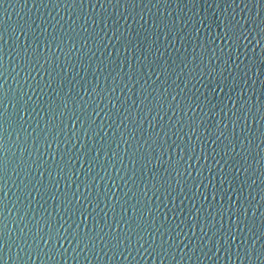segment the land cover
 I'll use <instances>...</instances> for the list:
<instances>
[{
  "label": "water",
  "instance_id": "95a60500",
  "mask_svg": "<svg viewBox=\"0 0 264 264\" xmlns=\"http://www.w3.org/2000/svg\"><path fill=\"white\" fill-rule=\"evenodd\" d=\"M37 7H40L39 0H3V3H0V29L4 31L7 40L6 49L14 44L13 28L18 30L20 25L25 27L31 25L27 37L29 42H33V35L43 32L38 40L43 50L41 53L43 67L40 68V65H37L40 68V74L33 71L25 82L24 72H20L17 76L16 71L12 70L15 59L11 60L10 65L7 57L5 59L8 71L11 72V76L8 77L9 87L16 90L17 96L20 95L18 88L27 93L23 97L24 101H27V105L24 106L27 111H22L25 131L20 133L19 141L16 137L17 132L13 131V127L19 128L18 123L12 124V127H9V124L20 121L17 111L21 110L22 102L17 104L15 100L12 102L4 100V104L0 105V113H5V116L0 118V122L8 121L4 123V127L11 133L7 157L17 163L20 160H26L33 148L32 138L38 136L35 148L40 154L44 153L41 158L47 159L45 165L47 171L41 168L40 171L44 172L41 177L33 167L32 172L35 174L33 183L40 180L51 189L44 199L36 196L31 208L27 209L28 216L24 217L26 209L21 205L28 203L23 198L27 193L24 185L28 184V179L31 177L25 178L21 171L19 177L13 174L10 179H6L7 186L4 192L7 195L4 199L15 203L17 197L21 198L20 204L16 207H13L11 202L9 203L8 227L12 240L6 251L11 254L12 259H8L6 264H17V253H19L20 260L26 264H261L259 259H253L250 262L243 258V255L237 259L235 250L236 245L240 243L239 239H244L247 242L245 247L251 246L253 257H256L264 242V142H262L264 137L261 136V132L264 131V94H262L264 93V61L261 59L264 55L262 51L264 41H261V45H257L256 40L260 37L256 36V39L249 37L251 43L247 45V59L244 58L243 45L240 59H236L237 54L233 51L235 64H240L241 69H244L245 65L251 69L248 76H244L243 71L238 70L232 61L224 65L223 61L227 59L224 55L220 60L222 75L220 71L211 73V68L205 62V65L201 66L204 73L203 78H194L193 56H199L202 51L201 46L208 49L223 47L218 39L213 43L216 33L221 31L216 27V23H220V19H223L219 13L225 7L223 3L217 7L212 0H208L207 3L201 0L196 7H193L189 0H136L134 5L125 3V0H120L119 5L115 0H111V3L109 0H85L81 7L79 3L73 5L71 0H68V5L59 9L52 8L51 4L48 8ZM239 11L240 9L237 8L236 12ZM257 11H260V8L252 7L253 15ZM247 12L246 9L244 14L247 15ZM89 17L91 19L84 24V20ZM200 18H203L204 25H211V27L202 26L198 22ZM92 19L96 21L94 27L91 26ZM172 20L177 21L174 26ZM214 20L216 23L213 22ZM56 21H59V24H56ZM73 21L76 23L73 24ZM185 21L189 22L185 24ZM192 21H195V28L200 29L199 33L195 31ZM52 26L56 27L55 32ZM84 28L87 32L83 30ZM45 29L47 31H44ZM50 33L62 37L64 42L61 43L60 39L53 40ZM69 36L72 37L71 40ZM24 39L25 36L21 35L20 41ZM101 39L103 44L100 43ZM73 41L76 42V49L81 50L73 49L68 56H65L63 53L69 52ZM84 41H87L86 45ZM57 45L63 48V53L56 51L55 58H52L50 49H56ZM33 47H35V42H33ZM253 48L254 51H252ZM210 54L211 52L208 53ZM217 55H220L218 50ZM45 57L49 58V63H44ZM212 63L218 68L215 59ZM253 64L255 68L252 67ZM61 68L66 70L61 72ZM97 68L100 71H97ZM129 76L132 77L131 82L128 81ZM13 78L16 83L13 82ZM113 80L120 85L113 93V103L116 104V108L108 104L106 97L103 102L97 100L99 102V107H97L92 103L93 99H98L96 93L103 95L106 86L109 89L114 87ZM37 81L41 83L39 88L36 86ZM244 81L247 83L245 84ZM48 83L51 84L50 88L45 87ZM124 83H128V88L123 87ZM5 87L7 88V85ZM121 88H123L122 93ZM213 88L215 91H212ZM242 89L245 90L244 100L250 97L255 106L253 111L256 112L257 109L259 111L256 112L255 122L249 123L250 132L241 133L237 128L236 133L241 139L244 135H249L253 143L249 145L247 141H244V148L241 149L239 143L234 140L233 142L237 145L236 150H229V155L221 159L223 155L221 142L227 144L228 141L220 136L216 129H223L224 124L228 123V117L234 111L233 103L237 101ZM9 96H12L11 92ZM116 96H119L121 100H128V103L121 107L120 100H115ZM172 96L176 99L172 100ZM65 97H75L74 101H69L68 107L79 116L78 120L71 117L68 109L63 108L61 99ZM132 100L136 101V105H133L130 110L137 111L138 107L144 109L146 119L137 130L136 137L129 139V134L124 131V128L134 126L127 120L121 124L123 116H117L116 112L119 109L120 113H124V108H127ZM141 101L144 103L142 104ZM240 103H243V100L237 102L236 107H239ZM168 104H172L173 107L169 109ZM49 105L56 110L55 123L63 129L55 141L49 135L48 128L45 127L51 115L48 112ZM93 108H96V124L92 128L99 135L89 130L86 136L84 129L89 126L86 122V113L91 112ZM149 108L152 109L150 113ZM61 111L64 112L63 116L60 115ZM109 111L112 113L111 118L106 116ZM193 118L197 122L194 125L195 132L190 131L186 126L192 122ZM141 119H143V112H141ZM178 120L180 124L176 123ZM73 124H75L80 140L75 147L64 142L68 137H72ZM101 124L103 127H98ZM162 128L164 131H160ZM157 131H160L161 137L164 136V132H168V144H172L173 141L181 146L183 143H191L196 148L195 155L200 156L199 167L203 175L190 169L191 177L187 180L181 178L179 185H176L175 179H172L174 190L165 191L161 188L160 184L165 183L170 177H175V173L166 163L169 152L165 151L163 156L160 155L161 150H158V145L162 141L157 139L155 135ZM120 132H124V139L127 143L121 141ZM141 132L143 138H141ZM214 132L215 135H212ZM25 136L28 137L27 145L24 141ZM149 136L157 140V143L152 144L150 162L144 166L145 161L138 160V154L147 147L144 145V140ZM178 136L183 137V142L178 139ZM209 136L212 139H208ZM217 136L219 139H216ZM45 137L48 142H51V148L45 142ZM5 138L7 139V136ZM204 140L208 142L203 143ZM212 140H215V143H212ZM75 142V137H73V143ZM117 142L120 144L119 147L116 146ZM140 145L144 147H139ZM24 147H28V152L22 151ZM213 149L216 151L213 152ZM178 153L179 150L176 149V154ZM36 155L33 149V158ZM205 156L208 157L207 161L204 160ZM154 157H158L160 162L157 163ZM175 158L174 154L173 159ZM216 160L220 161L219 165L215 164ZM113 163H116V168L112 167ZM121 163H123V168H121ZM190 163L196 167L195 160ZM209 169L211 170L210 175ZM17 171H20V168H17ZM48 172H51V177ZM92 177H96V180L93 181ZM193 178L197 180V183L202 181L199 189L193 186ZM51 179L59 181V191L52 186ZM65 183L69 185V188H65ZM85 184L89 185L87 190ZM154 184L155 187H153ZM78 185L79 190L84 192V195L91 201L87 204L86 211L83 205L87 202L83 197L77 202L71 196V192L76 191ZM141 189H146V195ZM41 191L43 192L44 189L42 188ZM63 192L68 193L72 204L61 202ZM53 194L56 198H50ZM204 196H207V200ZM230 203L233 208L242 206L248 211V216L244 219L247 227L241 224L243 235L237 234V241L229 240L233 250L231 258L227 253V245L219 247L220 244H224L223 239L219 240V244H216L214 240L210 249L204 248L206 256L201 255L200 249H197L193 255L192 248L201 233L199 226L193 228L195 236L192 235V231L188 230V226L193 224L189 217L196 215V208H201L199 216L202 223L209 212L213 213L216 221H220V215L217 214L219 211L224 214L223 225L224 229H227L230 221L225 210ZM145 204L153 209L158 207V211L153 213V218L149 217L144 207ZM44 209L51 213L55 221H59L53 224L54 227H60V224H63L61 232L69 225H71L69 229L71 232L79 224L80 232L83 234L93 229L99 231L97 225L104 227L110 224L116 228L119 223V231L127 233L130 228L135 229L144 236V240L148 243L140 240L139 244H143V247L137 244L135 246L138 248L137 251L125 241L116 258L113 259L107 247L103 251H100L98 247L94 253H89V250L84 249L83 244L77 248L76 240L69 242L61 240L57 248L65 252L64 257L57 255L55 261H49L44 256L36 258L35 254L30 253L27 248L19 249L12 241H15L17 235L21 234V230L27 232L31 228L32 232H35V228L29 221H31L33 212L39 216ZM80 211H84V217L80 216ZM62 216L63 220H61ZM153 219L155 226H153ZM212 219L213 217L210 216L209 223ZM125 220L128 221L127 224L124 223ZM177 224L180 225L179 228L176 227ZM157 227L161 228L165 241L168 240L169 234L164 232V229H174L170 234L176 244L172 249V256L175 259H172L171 255L158 257L149 247L150 243L154 248L161 244V234L155 231ZM216 227L220 228V223H217ZM141 229H147V231L141 232ZM205 230L207 231V228ZM108 231V228L104 227V233ZM177 232L181 235L177 236ZM211 236L212 233L209 232L208 238ZM108 238L105 236V243ZM27 243L30 244L31 240L29 239ZM133 243H136L135 237ZM41 247L47 251L43 243ZM125 247L127 251L124 250ZM164 247L167 248V244ZM157 251H159L158 248ZM29 254L32 255L31 260L27 259ZM97 256L100 257L99 261L96 259ZM182 256L183 259H181Z\"/></svg>",
  "mask_w": 264,
  "mask_h": 264
},
{
  "label": "snow or ice",
  "instance_id": "6c2138e0",
  "mask_svg": "<svg viewBox=\"0 0 264 264\" xmlns=\"http://www.w3.org/2000/svg\"><path fill=\"white\" fill-rule=\"evenodd\" d=\"M85 0H71V3L73 5L79 3L81 7H83ZM116 4H120V0H115ZM189 2L192 4L193 7H196L197 3L201 2V0H189ZM202 2L207 3L208 0H202ZM213 3L217 4V7H219L220 3H223L225 7L219 12L220 16L223 17V19H220V23H216L214 20L213 22L216 23V27L220 28L221 31L216 33V37L213 39V43L218 39L223 47H219L217 49L216 47H213L211 49H208L205 46H201L202 51L199 53V56H193V73H195L194 78L200 77L203 78V71L201 70V66L205 65V62H207V66L211 68V73H215L217 71H220V74L222 75V66L220 64L221 58L226 55L227 59L223 61L224 65L228 64V61H232L233 64H235V60H233V51L236 52V59H240V53H241V46L243 45L244 50V58L247 59V45L251 43V40L249 37L251 36L253 39H256V36H259L260 39L256 40L257 45H261V41H264V0H212ZM0 3H3V0H0ZM109 3H111V0H109ZM125 3L135 4L136 0H125ZM51 4L52 8H61L68 5V0H39V6L43 8H48V5ZM34 6H36L34 4ZM209 6H211L209 4ZM37 7V8H40ZM252 7H258L260 8V11H257L255 15L252 13ZM229 8H231V11H229ZM239 8L240 11L236 12V9ZM248 10L247 15L244 14L245 10ZM195 16V14H194ZM91 19L89 17L88 19L84 20V24L88 23V20ZM191 20V18H190ZM189 21H185V24H187ZM193 22V27L195 28V21ZM202 26L205 27H211V25H204L203 18H200L198 21ZM76 21H73V24H75ZM177 23L176 20H172V25L174 26ZM56 24H59V21H56ZM96 21L94 19L91 20V26H95ZM62 27V26H61ZM167 27V25H166ZM31 28V25H28L25 27L24 25H20L17 28L12 29V36L15 37L14 44L9 45L8 48H5V45H7V40L4 36V31L0 29V105L4 104V100H8L9 102H12L15 100V103L21 104L22 102V108L21 110L17 111V115L20 116V121L18 122H12L9 124V127H12V124L18 123L19 128L13 127V131L17 132V141L20 140V133L22 131H25L23 128V124L25 121H23V115L22 111H27L25 105H27V101H24L23 97L27 95L26 92H24L23 89L18 88V91L20 93L19 96L16 95V90H13L9 87L8 83V77L11 76V72L8 71V67L5 64V59L7 57L8 64L10 65L11 60L15 59V65L12 68L13 71H16V75L19 76L20 72H24V79L25 82L30 78L33 71H36L37 74H40V68L43 67L41 64V45L38 42L39 35H43V32H41L39 35H33V42H35V47H33V42H29L28 40V30ZM54 32H55V26H52ZM81 28H83V25H81ZM85 32H87V29H83ZM44 31H47L45 29ZM74 31V30H73ZM103 31V29H101ZM195 31L199 33L200 29L195 28ZM35 32V30H33ZM255 34V35H253ZM24 35L25 39L24 41H20V36ZM49 35L52 36L53 40L60 39L61 43H63L62 37H57L56 35L50 33ZM47 39V37H45ZM72 37L69 36V40H71ZM101 44H103V40L100 41ZM84 44H87V41H84ZM83 45L81 46V48ZM73 49H76V42L73 41L71 43V47L69 48L68 53H63V48H61L59 45H57L56 49H50V52L52 54V58H55V52L60 51L65 56H68ZM77 51H80L81 49H76ZM217 50L219 51L220 55H217ZM255 49L253 48L252 51ZM90 51V50H89ZM195 52V49H193ZM262 51H264V45H262ZM13 52L15 55L13 56ZM211 52L210 55L208 53ZM95 55V53H93ZM206 57V59H205ZM213 59H215L216 64L218 65V68L213 66ZM262 61H264V55L261 57ZM198 60V63H197ZM44 63H49V58H44ZM37 65H40V68L37 67ZM235 67L238 70L243 71L244 76H248L249 71L251 69L248 68V65L244 66V69H241L240 64H235ZM253 68H255V64L252 65ZM17 69H19L17 71ZM199 69V71H197ZM219 69V70H218ZM66 69L61 68L60 71L64 72ZM97 71H100L99 68H97ZM191 74V73H190ZM211 75V74H209ZM132 77H128V81L131 82ZM13 82L16 83L15 78H13ZM123 82V81H122ZM138 82V81H137ZM113 83L115 84L114 87L111 89L107 88V86L104 89V94L101 95V93H96V97L98 99H93L92 103L96 104L97 107H99V102H103L105 97L107 98L108 104H112L113 108H116V104L113 103V93L116 92V88L119 87V84H116L115 80H113ZM246 84L247 81H244ZM62 84V82H61ZM7 85V88L5 87ZM36 86L39 88L41 87V83L39 81L36 82ZM45 87L50 88L51 84H45ZM124 88H128V83H124ZM143 87V86H142ZM55 91V89H53ZM95 92V89H93ZM212 91H215V88L212 89ZM12 93V96H9V93ZM123 92V88H121V93ZM165 92H167V89H165ZM244 92L245 90L242 89L240 95L237 98V101L233 103V109L232 115L228 117V123H225L223 126V129L217 128L216 131L219 132L220 136H223L225 140L228 141L227 144H224L223 141L221 142V149L223 152V155L221 156V159H224L229 155V150L235 151L236 150V143L233 141H237L239 143V146L241 149L244 148V141H247L249 145L253 143V140L250 138L249 135H244L241 139L240 136H237L236 129L239 128L241 133H248L250 132V126L249 123H254L256 119V112L259 111V109L256 110V112L253 111V108L255 107L252 104L251 98L249 97L248 100H244ZM264 94V93H262ZM57 95H59L57 93ZM78 95V93H77ZM91 95V93L89 94ZM82 99V98H81ZM130 99V98H128ZM176 97L172 96V100H175ZM74 101L75 97H65L61 99V104L63 105L64 109H68V103L69 101ZM99 100V102H97ZM115 100H120L121 107H123L125 104L128 103V100H121L119 96H116ZM243 100V103H240L239 107H236L237 102H240ZM143 104L144 102L141 101ZM133 105H136V101L132 100L131 104L124 108V113H127V115H124V113H120L119 109H117L116 115L117 116H123V119L121 120V124L124 123L125 120L129 122V124L133 125L132 128H124V131L128 132L129 139H134L136 137L137 130L141 127L142 122L144 119H146V114L144 112V109H141L138 107L137 111H131ZM245 105H248L245 107ZM6 107V105H5ZM163 107V105H161ZM167 107L171 109L173 107L172 104H168ZM190 107V106H189ZM34 110V109H33ZM103 111V109H100ZM192 110V109H191ZM55 108L49 105L48 112L51 114L48 122L46 123L45 127L48 128L49 135L52 136L53 141L57 140L58 137L63 132V129L60 128L58 124L55 123L56 115H55ZM71 112V117L75 118L76 120L79 119V116L76 115V113L72 110H69ZM152 111L151 108L148 109V112L150 113ZM141 112H143V119H141ZM60 115L63 116L64 112L61 111ZM5 113H0V118L4 117ZM106 116L111 118L112 113L109 111ZM96 108H93L91 112L86 113V122L88 123V128L84 129V135H88V131L92 130L94 134L99 135V133H96L95 130L92 128L93 125L96 124ZM4 123H8V121L4 120L3 122H0V264H6L8 259H12L11 254L6 251V249L9 246L10 241L12 240L11 233L9 232V203H12L13 207H16V205L20 204V197H17L15 200V203L13 201H6L4 199V196L7 194L4 192V188L7 186L6 179H10L13 174H15L17 177L20 176V172L22 171L25 175V178L31 177V179H28V184L24 185V188L27 189L26 195L23 196L25 200L28 201L27 204L21 205L22 208H25L24 211V217L28 216V210L31 208V204L33 201L36 200V196H40L41 199H44L45 195L48 194L51 189L45 185L42 181L36 180L35 183H33V180H35V174L32 172V168L35 167L37 172H39L40 176L42 177L44 175L43 171H40L41 168H44L45 171H47V168H45V165L47 164L46 158H41L43 154H40L38 149L35 148V144L39 137H33L32 138V151L29 154L28 158L26 160H20L18 163L15 161H11L10 158L7 157V152L9 150V140L11 139V133L8 132L7 128L4 127ZM62 123V121H61ZM177 124H180V121L178 120L176 122ZM197 122L193 118L192 122L187 124L186 126L189 127L190 131L195 132V127ZM230 125V126H229ZM185 126V125H184ZM39 127V125H37ZM83 127V124H82ZM98 127H103V124L99 125ZM119 127V126H117ZM55 129V131H53ZM171 129L169 128V131ZM160 131H164L163 128L160 129ZM160 131H157L155 133L158 140L162 141L158 145V150L160 151V155L163 156L165 151L169 152L168 160L166 163L168 164L169 168L172 172L175 173V177H170L165 183H161L160 187L164 188L165 191L174 190L172 187V179H175L176 185L180 184L181 178H184L187 180V178L191 177V170H196L199 175H203L202 170L199 167L200 163V156L195 155L196 148L191 143H183V146L181 144L176 143L175 141L172 142V144H168V132H164V136H160ZM176 135V133H173ZM215 135V132L212 134ZM7 136V139L5 138ZM261 136L264 137V131L261 132ZM73 137H75L76 142L73 143ZM121 141L123 143H127V140L124 139V132H120ZM141 138H143V133L141 132ZM178 139L183 142V137L178 136ZM198 139H200L198 137ZM208 139H212L211 136L208 137ZM216 139H219V136L216 137ZM151 140V143L149 141ZM25 145H27L28 137L25 136L24 138ZM45 142L48 143V147L51 148V142L47 141V137H45ZM66 144H72V147H75L76 144L80 143L79 136L77 133V130L75 129V124H73V130H72V137H68L65 141ZM207 140H204L203 143H207ZM264 142V141H262ZM138 143V141H137ZM157 140H153L151 136L148 137V139L144 140V145H147L146 148H144L143 152H140L138 154V160L142 159L145 161L144 166H147V163L150 162L149 156L152 154V144H156ZM212 143H215V140H212ZM144 145H140L139 147H144ZM165 145L167 147L165 148ZM173 145L175 146L173 148ZM117 147L120 146L119 142L116 144ZM33 149L37 153L36 157L33 158ZM176 149L179 150V153L176 154ZM23 152H28V147H24L22 149ZM216 150L213 149V152ZM201 152H203V148H201ZM78 154V153H77ZM175 154V159H173V155ZM219 155V153H216ZM157 160V163H159V158L154 157ZM208 157L205 156L204 160L207 161ZM196 161V167H193V164L190 163V161ZM213 160H215V157H213ZM134 163L137 161H133ZM216 165L220 164V161H215ZM91 167V165H90ZM113 168H116V163H113ZM17 168H20V171H17ZM121 168H123V163H121ZM222 171V169H220ZM167 171V169H166ZM239 171V169H237ZM187 174V176H186ZM211 174V170L209 169V175ZM49 177H51V172H48ZM107 175V173H106ZM117 175L119 173L117 172ZM70 179V177H69ZM103 179V177H101ZM109 179H113L112 177H109ZM92 180L95 181L96 177H92ZM159 182V181H158ZM23 183V181H22ZM50 183L53 187L59 191V181L55 179H51ZM83 183V181H81ZM113 183H115V180H113ZM200 183H197V180L195 178L192 179V184L195 188L199 189ZM211 183V181H209ZM39 185V187H37ZM89 185L85 184V189L87 190ZM155 187V184L153 185ZM44 189L42 192L41 189ZM65 188H69V185L65 183ZM159 190V189H158ZM111 191V189H110ZM142 192L146 195V189H141ZM182 191V189H181ZM33 192H35V196H33ZM63 196L62 203L72 204V200L68 198V193L63 192L61 193ZM72 198H74L77 202L80 201L81 197L87 202L83 205L84 210H87V204L91 203V201L88 200V197L84 195V192H81L79 190V185L77 186L76 191L71 192ZM195 197V194H194ZM50 198H56L55 194H53ZM111 199V197H109ZM204 199L207 200V196H204ZM213 199H215V196H213ZM229 200L231 201V197H229ZM36 203H39V201H36ZM41 207H43L41 205ZM144 207L147 210V213L150 218H153V213L155 211H158L157 209H153L149 207L147 204L144 205ZM195 207V205H193ZM202 207V206H201ZM201 211V208H196V215H191L189 218L193 221L192 225L188 226V230L192 231V235L195 236V232L193 231V228L199 226V231L201 235L196 240L193 248L192 253L193 255L196 253L197 249H200L201 255L206 256V253H204V248H209L213 246V241L215 240L216 244H219V240L223 239L224 244H220L219 247H224L227 245V253L229 255V258L233 255L232 250V243L231 241H237L238 235H243V229L241 228V224L244 225V227H247V224L244 223V219L248 216L247 209L241 207L233 208V205L230 203L229 207L225 210L228 213V219L230 221L229 226L227 229H224L223 225V219L224 214L222 212H217L218 215H220V221H216L215 217L213 216V213L209 212L208 216L204 218L203 223L201 222V218L199 216V213ZM80 216L84 217V211H80ZM143 216V213H142ZM213 217L211 223H209V217ZM234 218V219H233ZM69 219H71V215H69ZM123 219V217L121 218ZM166 219V217H165ZM61 220H63V216L61 217ZM29 223L32 224V226L35 228V232H32L31 228L27 232H24L21 230V234L17 235L16 240L12 241L13 243L17 244V247L19 249L27 248L30 253L35 254L36 258H40L41 256L46 257L49 261H55L56 256L59 255L61 257L65 256V252H61L59 248H57V245L60 243L61 240L63 241H77L76 247L79 248L81 244H83L85 250H89V253H94L96 249L99 247L100 251H103L105 247L108 248V251L112 253V258L115 259L117 256V253L121 249V246L124 245V242H129V245L133 247L135 250L138 251V248L135 246L139 244L140 240H144V236L141 233L136 232L135 229L129 230L127 233H123L119 231V223H117L116 228H113L112 225L106 224L104 227L108 228V232L104 233V227H100L97 225L96 227H99V231L89 230L83 232L81 234L80 232V225L77 224L76 228L73 229L71 232H69V229L71 228V225L68 226V228H64L63 232H61V228H63V224H60V227H54V223H59V221H55V219L52 217L51 213L47 211V209H44L43 212L40 213L39 216H37L36 212H33L31 221ZM64 223H67V221H64ZM75 223V221H73ZM125 224L128 223V221H124ZM183 223V221L181 222ZM220 223V228L216 227V224ZM153 226H155V220L153 219ZM163 227V225H161ZM177 228L180 227L179 224L176 225ZM207 228V231L205 230ZM47 229V230H45ZM174 229L171 228H165L164 232H168V240H163V233L161 232V228L157 227L155 228V231L161 234V244L157 245L155 248L150 243L149 247L152 248L153 252L158 257H166L171 255L172 259H175L174 256H172V249L176 246L175 241H173V238L171 236V232ZM147 231V229H141V232ZM251 232V229H249ZM211 232L212 236L211 238H208V233ZM101 233H104L103 235ZM151 235V233H149ZM177 236H180L181 233L177 232ZM105 236H108V240L105 243ZM253 236L255 234L253 233ZM135 237L136 243H133V239ZM219 237V239L217 238ZM187 238V237H185ZM31 240V243H27L28 240ZM172 241L169 243L168 241ZM240 243L236 245L235 255L237 259L241 258V255H243V258L248 259L250 262L253 259H259L261 261V264H264V242H262L261 251L258 256L253 257L252 254V248L251 246L245 247L247 242L244 239H239ZM183 242V241H181ZM45 247H47V251L44 250V248L41 247V244ZM144 243H148L147 240H144ZM167 244V248L164 247V245ZM103 245V247H101ZM139 247H143V244H139ZM241 247H243V251H241ZM157 248L159 251H157ZM127 251V247L124 249ZM171 250V251H170ZM66 251V250H65ZM75 252V249H73ZM147 251V250H146ZM122 255V253H121ZM187 255V253H185ZM129 256H131V252H129ZM28 260L32 259V255L29 254L27 256ZM96 259L99 261L100 257L97 256ZM183 259V256L181 257ZM17 264H26V262H22L19 257V253H17Z\"/></svg>",
  "mask_w": 264,
  "mask_h": 264
}]
</instances>
